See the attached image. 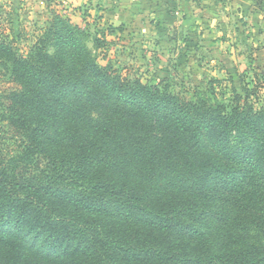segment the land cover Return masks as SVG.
<instances>
[{
    "label": "trees",
    "instance_id": "1",
    "mask_svg": "<svg viewBox=\"0 0 264 264\" xmlns=\"http://www.w3.org/2000/svg\"><path fill=\"white\" fill-rule=\"evenodd\" d=\"M259 78L187 97L60 15L26 53L0 31V264H264Z\"/></svg>",
    "mask_w": 264,
    "mask_h": 264
},
{
    "label": "rangeland",
    "instance_id": "2",
    "mask_svg": "<svg viewBox=\"0 0 264 264\" xmlns=\"http://www.w3.org/2000/svg\"><path fill=\"white\" fill-rule=\"evenodd\" d=\"M55 15L100 64L187 97L229 99L264 76V0H0V31L26 53Z\"/></svg>",
    "mask_w": 264,
    "mask_h": 264
}]
</instances>
